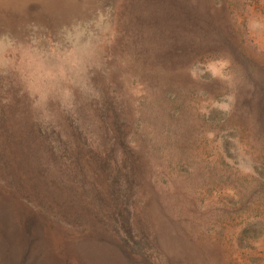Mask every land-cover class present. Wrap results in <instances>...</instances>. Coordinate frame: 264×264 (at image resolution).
I'll return each mask as SVG.
<instances>
[{
	"label": "rangeland",
	"instance_id": "rangeland-1",
	"mask_svg": "<svg viewBox=\"0 0 264 264\" xmlns=\"http://www.w3.org/2000/svg\"><path fill=\"white\" fill-rule=\"evenodd\" d=\"M43 8L0 1V184L35 161L63 177L37 187L66 228L95 229L99 250L84 235L75 253L150 264L104 229L114 177L159 264H264V0H81L58 22ZM59 135L82 162L76 187L51 154ZM17 196L0 185V264L50 258Z\"/></svg>",
	"mask_w": 264,
	"mask_h": 264
},
{
	"label": "trees",
	"instance_id": "trees-1",
	"mask_svg": "<svg viewBox=\"0 0 264 264\" xmlns=\"http://www.w3.org/2000/svg\"><path fill=\"white\" fill-rule=\"evenodd\" d=\"M3 127V131H5V129L6 131H10L9 133H7L9 135V144H14L16 139L12 135L11 124L6 122ZM37 131H39V129H36V134L38 133ZM43 131L45 132V130ZM58 137L59 141L57 145L54 141V143L52 142L54 146H52V143H50L51 154L54 155L56 159H58L63 169L67 170L70 177H72L74 180V182L72 181L73 185H75L76 187L77 183L82 184V162L74 158L75 154H71L74 146L69 147L68 141L64 142L63 138L60 135ZM4 154H6V151L2 153V156ZM6 157H9L8 153ZM42 166H39L38 162L35 161L33 165V172L35 171V173H32L29 178L25 177L23 173L19 174L18 172L12 171L9 177L7 176L3 181L1 180L0 184L2 195L6 194L7 196L13 197H18L17 195H19V201L22 205L27 207V214L22 217V220L19 219L21 225L25 230V235L28 237H30V235L33 236L34 234L30 232V228L33 230L37 225L41 226L44 230V238L47 239L46 242H48L47 249L49 248L48 255L50 258H34L33 264H53L54 261H57L55 264H83L84 258L86 257H88V259H86L84 264H122V261L118 260V255L112 253L114 251H111L106 255L98 256L97 254L92 253L91 255H84L82 253H75L70 250L68 240L77 239L78 242L82 241L79 239V236L83 237L85 235L84 238L87 239L89 243H91V251L99 250L100 242L96 239L95 229L92 233H90V230L76 231L75 226H68L66 228V225L64 226L62 222L59 221L61 218L59 220L57 219L59 214L56 213L57 209L53 206V201L50 202L47 198L40 197V186L39 189L37 187V184H40V176L42 182V193L44 196H50L52 193H55L57 191L56 185L61 184L60 182L62 181L65 182V179L60 175H58L59 179L58 177H56V175H54L55 179H51L54 183L53 184L43 174V172L45 171L43 170ZM46 182L50 184V187L46 189V191H44L43 188L45 187L44 184H46ZM107 186L109 187L105 188L102 201L103 203L107 201V204L115 205V209L113 208L112 211L110 210V217L103 218L102 223L105 231L108 233V235H112L113 237L117 238L123 245L129 247L131 255H134L138 259H144L145 261L150 262V264H159L157 261L158 253L156 250V246L148 241V238H146L145 235L140 232L138 233L136 229H133L134 223L133 221L129 220L128 216V214L132 216L133 213L128 211V203L126 200H124L125 198L121 194V191H119V179L110 177V181H107ZM88 187L91 188L90 184H88ZM101 190L103 191L104 188ZM110 199H112L111 202L109 201ZM19 201L18 204L20 203ZM57 204H59L58 201ZM103 214L105 216L107 213L103 212ZM40 219L43 220V224L39 223ZM50 219H52L51 221L55 222L56 220L58 221L57 223H60L58 224V228L60 229V231L57 230L56 227H52L50 225ZM105 250L106 248L104 249V251ZM105 256H109L107 262L106 258H104Z\"/></svg>",
	"mask_w": 264,
	"mask_h": 264
},
{
	"label": "bare ground",
	"instance_id": "bare-ground-1",
	"mask_svg": "<svg viewBox=\"0 0 264 264\" xmlns=\"http://www.w3.org/2000/svg\"><path fill=\"white\" fill-rule=\"evenodd\" d=\"M0 1L3 2L4 4L15 5V8L18 12L19 11L26 13L33 12L34 14L37 13V10H41L40 6H44L43 10L45 12H49V15L47 14H46L47 16H44V14L43 15L37 14V15L47 17L46 20L48 22H52V21L58 22L61 20L65 21L66 18L65 16H61L63 15L61 11L63 10V12H65L64 10H66L68 13L67 15L69 14L72 15L78 10L77 5H80L81 2V0H0Z\"/></svg>",
	"mask_w": 264,
	"mask_h": 264
}]
</instances>
